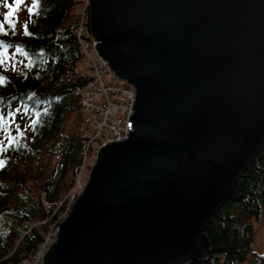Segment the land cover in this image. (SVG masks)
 <instances>
[{
  "label": "water",
  "instance_id": "95a60500",
  "mask_svg": "<svg viewBox=\"0 0 264 264\" xmlns=\"http://www.w3.org/2000/svg\"><path fill=\"white\" fill-rule=\"evenodd\" d=\"M102 59L136 88L43 264H189L264 149V0H91Z\"/></svg>",
  "mask_w": 264,
  "mask_h": 264
},
{
  "label": "trees",
  "instance_id": "16d2710c",
  "mask_svg": "<svg viewBox=\"0 0 264 264\" xmlns=\"http://www.w3.org/2000/svg\"><path fill=\"white\" fill-rule=\"evenodd\" d=\"M79 2L38 0L33 6L25 0L23 18L17 15L24 13L21 5L0 3V23L7 32L0 35L7 49H0L5 61L0 66V264L30 263L51 224L62 223L58 218L65 209L63 200L82 161L81 109L72 93L83 81L74 31ZM53 157L58 162L50 171ZM28 222L37 225L20 238ZM256 224L264 231V149L205 230L211 250L189 264H264V240L261 253L254 249Z\"/></svg>",
  "mask_w": 264,
  "mask_h": 264
},
{
  "label": "built area",
  "instance_id": "2783aa9c",
  "mask_svg": "<svg viewBox=\"0 0 264 264\" xmlns=\"http://www.w3.org/2000/svg\"><path fill=\"white\" fill-rule=\"evenodd\" d=\"M90 3L91 0H80L74 10V31L82 56L80 75L83 81L72 93L79 100L81 109L82 161L76 167L74 185L63 200L68 212L86 186L82 174L87 163L96 161L101 147L128 138L133 128L130 117L137 96L136 88L121 80L100 56L98 42L90 31ZM36 225L35 222L24 223L19 232L20 238ZM57 230L49 234L28 264H43Z\"/></svg>",
  "mask_w": 264,
  "mask_h": 264
},
{
  "label": "rangeland",
  "instance_id": "374dc122",
  "mask_svg": "<svg viewBox=\"0 0 264 264\" xmlns=\"http://www.w3.org/2000/svg\"><path fill=\"white\" fill-rule=\"evenodd\" d=\"M26 5L24 6V4L23 5H21V8H20V10L22 11V12H24L23 13V15L22 14H19V13H17V15L20 17V16H22V18H23V16H25V14H26ZM74 126V117L71 119V121H70V123H69V129L71 128V127H73ZM41 158V161H42V156L40 157ZM57 162H58V158L57 157H53L52 159H51V164H50V171H52V169L54 168V166L57 164ZM94 163L95 162H93V161H91V163L90 162H88L87 163V165L85 166V168H84V171H83V174H82V178H83V180H85L86 181V184H87V181H88V178H89V174H90V172H91V169H92V167H93V165H94ZM35 166H36V164H33L32 165V170H34V168H35ZM76 168L74 169V172H73V175H72V178H73V184H72V187H73V185H74V177H75V174H76ZM28 184H31L32 185V183L29 181L28 182ZM72 187L70 188V190L72 189ZM70 190L68 191V193L70 192ZM67 193V194H68ZM44 195V194H43ZM67 196V195H66ZM61 204H58L55 208H54V211H53V213H56L57 211H58V209H59V206H60ZM45 206H47V203L45 204ZM68 214H69V212H68V210H66V208L63 210V212H61L60 214H59V218H58V221H64V219L68 216ZM46 221H42V222H40V223H45ZM8 224V223H7ZM58 225H57V222H55V223H52L51 224V227L49 228V230L47 231V233H46V235H45V239L49 236V234H51L52 232H54L56 229H58ZM256 228L258 229V233H257V236H256V244L254 245L255 247H254V249H256V251L257 252H259V253H261L263 250H262V247H263V240H264V231H263V229L259 226V224H256ZM13 251H14V248H12L11 249V253H13Z\"/></svg>",
  "mask_w": 264,
  "mask_h": 264
},
{
  "label": "snow or ice",
  "instance_id": "6c2138e0",
  "mask_svg": "<svg viewBox=\"0 0 264 264\" xmlns=\"http://www.w3.org/2000/svg\"><path fill=\"white\" fill-rule=\"evenodd\" d=\"M12 2L15 5H22V4L25 3V0H12ZM0 3H3L4 5H7L8 4V0H0ZM37 3H38V0H31V4L33 6H35ZM14 11H16V9H12V12H14ZM12 12L7 13V15H11ZM28 12L31 15L32 9L28 8ZM14 31H15V29L13 28V32ZM25 33L28 34L27 33V23L26 22H25ZM0 35H7V32H5L3 30V24L2 23H0ZM5 43H6V41L0 40V49H4V51L6 52L7 49L4 47ZM3 55H4V52H0V66H2L5 63L4 59L2 58ZM0 83H2V80H0ZM41 119H43V118L41 117ZM3 121H4V116L0 115V130L4 129ZM35 123H36V121H33V124H35ZM17 131H19V129H17ZM0 143H2V141H0ZM8 143L11 144L12 140H9ZM2 166H3V161L0 160V167H2Z\"/></svg>",
  "mask_w": 264,
  "mask_h": 264
}]
</instances>
